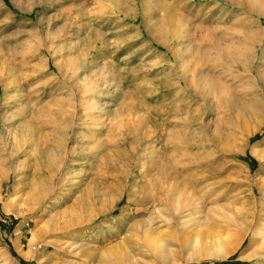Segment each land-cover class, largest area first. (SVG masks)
I'll list each match as a JSON object with an SVG mask.
<instances>
[{
  "label": "rangeland",
  "instance_id": "374dc122",
  "mask_svg": "<svg viewBox=\"0 0 264 264\" xmlns=\"http://www.w3.org/2000/svg\"><path fill=\"white\" fill-rule=\"evenodd\" d=\"M0 264H264V0H0Z\"/></svg>",
  "mask_w": 264,
  "mask_h": 264
},
{
  "label": "bare ground",
  "instance_id": "6f19581e",
  "mask_svg": "<svg viewBox=\"0 0 264 264\" xmlns=\"http://www.w3.org/2000/svg\"><path fill=\"white\" fill-rule=\"evenodd\" d=\"M254 8V7H253ZM219 51V50H218ZM237 56V55H236ZM221 57V56H220ZM247 58V57H246ZM235 59H236V57H235ZM237 59H238V61L237 60H235L236 61V65H237V69H239V67H241L242 66V68H247V64L245 63V62H243V61H245V60H242V59H240L239 58V56H237ZM251 62V61H250ZM252 65V64H251ZM248 66H249V64H248ZM243 70H245V69H243ZM249 71V70H248ZM204 78V77H203ZM201 80V79H200ZM210 80H212V79H210ZM198 83V82H197ZM211 85V84H210ZM203 87V86H202ZM203 92V91H202ZM39 190V189H38ZM39 194V193H38ZM34 195V194H33ZM42 196V195H41ZM44 199V197H41L40 199H38L39 201H40V203L42 202V200ZM37 202V201H36ZM72 214V213H71ZM59 216V215H58ZM70 217H71V215H69ZM53 217V216H52ZM69 217V218H70ZM61 220H62V218H61ZM63 220L64 221H68V216L67 215H64L63 216ZM70 220H71V218H70ZM58 221H60L59 220V218H56V216H54L53 218H51V217H49V220H48V222L46 223V226H45V229H46V231L47 232H54V231H60V229H64L66 226H69L70 225V223H69V225H68V222H64L63 221V223L64 224H62V223H60V224H62V226H60L59 225V222ZM72 225V224H71ZM60 226V227H59ZM45 231V232H46ZM46 232V233H47ZM224 253H222L220 256L222 257V255H223ZM225 255V254H224ZM223 255V256H224ZM219 256V255H218Z\"/></svg>",
  "mask_w": 264,
  "mask_h": 264
}]
</instances>
